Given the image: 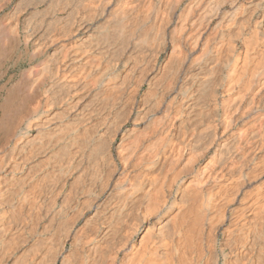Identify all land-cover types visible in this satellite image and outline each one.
<instances>
[{"label": "bare ground", "instance_id": "1", "mask_svg": "<svg viewBox=\"0 0 264 264\" xmlns=\"http://www.w3.org/2000/svg\"><path fill=\"white\" fill-rule=\"evenodd\" d=\"M48 2L0 104V264H264V0Z\"/></svg>", "mask_w": 264, "mask_h": 264}, {"label": "rangeland", "instance_id": "2", "mask_svg": "<svg viewBox=\"0 0 264 264\" xmlns=\"http://www.w3.org/2000/svg\"><path fill=\"white\" fill-rule=\"evenodd\" d=\"M3 1L0 0V32L6 33V34H5L4 38L1 37V39H0L2 41V43L4 44V46H3V44L0 43V49H1L0 50V52H1V54H0V104H1L2 100H4L5 97L8 98V96L11 95V92H10L11 89L10 88H13V85L14 86L18 85V84H16L17 82L19 83V85L21 83L26 82V81L29 82V79L26 76L28 74L27 72H29V70L32 69L33 71L32 70L31 71H32L33 74L34 73L36 74L37 72H39V70L42 68L41 67L42 64L45 63L44 61H46L47 59H49L52 56L51 54L54 53L53 51H55L57 45H59L60 42H61V40L60 41L56 40L55 43L54 42L51 43L50 46L48 45L49 43L46 45L45 40L41 38V36L43 35V32H44L43 29H39V31H37L35 33L31 32L33 34L30 33L29 37L32 36L30 39L28 37L27 40H25L26 38L24 37L25 35L28 34V32H27L28 29H26V26H25V25H27V24H25L27 22V18L31 16V13L34 12L35 8H37V9L40 8L39 10H42V11H43V9L45 10L48 7V5H49L48 4L49 0H46V1L45 0H41V2H42L41 4L39 2H34L35 4L39 3L38 5L37 4L35 5L34 3H33L34 5L32 3L27 5V4H25V2H23L24 5L23 4H21V5H22V8L25 9V10L22 9L20 11V13L14 11V10H16V8H17L16 4H18L21 1H19V0H3ZM23 1H26V0H23ZM13 11L17 13L15 16L18 17V19L20 18V21H19V24H18V31H19V35L21 36V37L20 36L19 37L21 39L19 38V41L17 42L18 46L15 43L14 46L12 47V45H11V44H13L12 43V38L8 39V38H10V33H8V31H9L10 25L14 22V20L11 19V17H14V15L11 16L12 13L14 14ZM24 26H25L26 30L24 29ZM1 34H0V36H4L3 34L2 35ZM9 40H11V42ZM39 45H42V47H44V49L41 48ZM37 48H40V50L41 49L42 50L39 52V49H37ZM10 50H11V52H9ZM36 50H37V52H36ZM44 50H45V54H43ZM2 54H4V55H2ZM32 55H34V58L30 57ZM7 89H9V92H10L9 95L7 94V91H8ZM25 89H27V88H25ZM25 89L23 91L17 92L18 93L17 97H15L17 93H14L13 94L14 97L12 96V99L14 98V101H12V102H16L19 99H22L24 97L23 96L24 93H27V90H25ZM21 94H23L22 97H20ZM26 97H28V95H26ZM40 98L43 99L42 96ZM25 102H28L31 106L33 105L32 103H30V102H32L31 99H27L26 98ZM25 104L28 106V109H29L30 105L27 104V103H25ZM0 153H1V149H0ZM199 164L201 165L202 162H200ZM198 165H197V167L200 166V165L199 166ZM211 217H212V220H211ZM205 219H208V220H205ZM205 219H204V214L203 213L195 212V215L192 214V216L190 217V220H189V224H190V222H191V224L190 225L188 224L189 225V226H187L188 228L186 227V230H187L186 237L187 238L185 237L186 241H183V242H186V243H183V246L185 245L184 250H187V248L189 250L188 246L194 247V245H192V244H197V239H200L201 233L202 232L206 233V231H208V228L210 227L209 225L211 224V222L215 225L214 222L217 220L216 216H213V215L210 216V217H206ZM207 224H208V226H205ZM203 227L207 228V229L203 230L204 229ZM186 244L188 246H186ZM190 249H193V248L190 247ZM186 264H198V263L195 262V261H191L190 260Z\"/></svg>", "mask_w": 264, "mask_h": 264}]
</instances>
